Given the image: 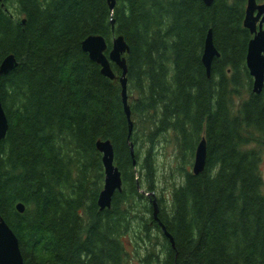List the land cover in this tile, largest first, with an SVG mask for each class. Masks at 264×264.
Instances as JSON below:
<instances>
[{
    "label": "trees",
    "instance_id": "obj_1",
    "mask_svg": "<svg viewBox=\"0 0 264 264\" xmlns=\"http://www.w3.org/2000/svg\"><path fill=\"white\" fill-rule=\"evenodd\" d=\"M246 3L115 0L110 11L107 0H3L0 63L13 54L17 66L0 75V216L24 264H264V92H252L246 67ZM209 29L219 56L207 76ZM89 35L105 39L106 55L118 35L128 45L130 135L121 69L101 73L81 48ZM202 138L206 164L193 174ZM98 140L111 142L122 180L103 210ZM159 148L173 181L157 217L173 245L146 196Z\"/></svg>",
    "mask_w": 264,
    "mask_h": 264
},
{
    "label": "water",
    "instance_id": "obj_2",
    "mask_svg": "<svg viewBox=\"0 0 264 264\" xmlns=\"http://www.w3.org/2000/svg\"><path fill=\"white\" fill-rule=\"evenodd\" d=\"M213 0H203L206 5H210ZM110 11L115 6V0H107ZM3 5V0H0ZM24 19L22 23H24ZM113 19L111 24L113 25ZM243 25L252 34V38L248 41L246 52V67L250 76L253 79L252 92L259 94L264 92V3L258 4L256 0H247ZM107 44L101 35H89L81 42V48L86 52L89 58L100 65L101 73L109 79H114L115 74L110 67V62H113L121 69L119 81L122 87V102L124 112L129 124V135L132 132V121L130 119V108L127 97V66L123 56L128 51L122 35L113 38L111 49L108 55L105 54ZM219 52L214 46L212 30L209 29L206 33L201 60L205 68L206 75H210L211 64L214 57H218ZM17 66V60L13 54H7L0 63V75L7 74L10 70ZM8 130V121L0 101V140H2ZM96 148L102 155V164L104 169V182L97 198V205L100 210L108 209L111 206V200L116 191L121 190L122 180L121 173L114 163V152L112 144L109 140H98ZM131 154L133 148H130ZM206 164V143L202 138L195 150L194 160L192 163V173L199 174L203 171ZM152 195H154L152 193ZM152 202L153 219L157 221L162 233L168 238L173 245L172 236L166 231L164 225L157 217L158 204L154 197ZM19 212H23L24 206L22 203L16 205ZM0 264H24L21 255L18 239L12 232L10 227L0 216Z\"/></svg>",
    "mask_w": 264,
    "mask_h": 264
},
{
    "label": "rangeland",
    "instance_id": "obj_3",
    "mask_svg": "<svg viewBox=\"0 0 264 264\" xmlns=\"http://www.w3.org/2000/svg\"><path fill=\"white\" fill-rule=\"evenodd\" d=\"M259 2H264V0H258ZM157 162V179L156 185L157 190L154 192V197L157 199L158 197L162 198V201L167 202L170 198L169 191L170 185L173 179H169L167 175H169L170 166L172 164V160L168 156V151L165 153L162 149H158V154L156 157ZM192 167V166H191ZM190 167V169H191ZM259 170L263 180L262 190L264 192V148L261 150V156L259 161ZM181 181V177L177 176L175 178V182ZM146 195V194H145ZM146 196L150 197L151 194H147ZM152 199V198H151ZM147 216H150L149 213H146ZM123 242L125 244L126 249L131 254L133 244L130 235H125L123 237ZM143 253V251H141ZM131 264H138L137 259H132Z\"/></svg>",
    "mask_w": 264,
    "mask_h": 264
},
{
    "label": "bare ground",
    "instance_id": "obj_4",
    "mask_svg": "<svg viewBox=\"0 0 264 264\" xmlns=\"http://www.w3.org/2000/svg\"><path fill=\"white\" fill-rule=\"evenodd\" d=\"M111 27L113 28V25L111 24ZM127 66V65H126ZM128 97V96H127ZM151 195H152V193H151ZM152 196H154V195H152ZM154 198V197H153ZM169 240V239H168ZM170 241V240H169ZM171 243V242H170Z\"/></svg>",
    "mask_w": 264,
    "mask_h": 264
},
{
    "label": "flooded vegetation",
    "instance_id": "obj_5",
    "mask_svg": "<svg viewBox=\"0 0 264 264\" xmlns=\"http://www.w3.org/2000/svg\"><path fill=\"white\" fill-rule=\"evenodd\" d=\"M261 3V2H260Z\"/></svg>",
    "mask_w": 264,
    "mask_h": 264
}]
</instances>
